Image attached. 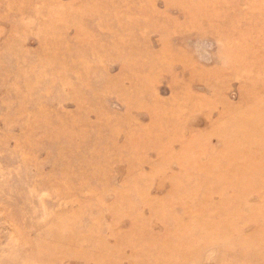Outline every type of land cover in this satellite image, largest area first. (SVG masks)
<instances>
[{"label": "rangeland", "instance_id": "rangeland-1", "mask_svg": "<svg viewBox=\"0 0 264 264\" xmlns=\"http://www.w3.org/2000/svg\"><path fill=\"white\" fill-rule=\"evenodd\" d=\"M261 169L264 0H0V264H263Z\"/></svg>", "mask_w": 264, "mask_h": 264}, {"label": "bare ground", "instance_id": "bare-ground-1", "mask_svg": "<svg viewBox=\"0 0 264 264\" xmlns=\"http://www.w3.org/2000/svg\"><path fill=\"white\" fill-rule=\"evenodd\" d=\"M135 25V24H134ZM133 25V26H134ZM132 26V27H133ZM249 74V73H248ZM243 72L241 73V76H243ZM249 76V75H248ZM245 128V126H243ZM228 157V158H226ZM226 159H229L230 156H226ZM235 157V156H234ZM258 163V162H257ZM258 172L260 174L264 173V169H261L259 171H257V173H254V176L258 175ZM241 176H239L238 180H243L247 177V175L252 176L253 174H248L247 172H241ZM249 176V177H250ZM258 177V176H257ZM226 184L222 186V188H225ZM186 192V191H185ZM173 197V196H172ZM182 198H179L180 200H182L183 198H188L185 197V195L181 194ZM208 201H205V203H207ZM156 205V204H154ZM163 205L166 204H161V208ZM158 206V205H157ZM157 208V207H156ZM173 208L170 209L169 214L172 212ZM190 210H192L191 208H184V218L188 219L189 224H183L181 219L176 218L175 220V229L176 232L175 233H168L165 236V240L168 241L169 239H185V242H189L190 244H194L195 242H198L197 244L200 245V248H202V246H204V244L207 245V243L210 245H215V246H221L218 250L219 252H221L222 254H226L227 251H233L234 252H239L238 256L240 257L241 255L243 257H247V248L251 247V249H258L259 248V244H255L253 246V244L251 245L250 240L248 239V237H246L242 232L243 230L238 229V227L236 225L233 226V223H231L230 220H232V216H229L231 214V212L228 211V208H224L223 204L221 206L218 207V211L217 212H226L227 215H224L225 217H223L224 220H226V222H223L222 224H218V225H214L213 224V219L211 216H202L200 218H197V216H192V213L190 212ZM169 211V210H168ZM214 215V214H213ZM235 217H237V215L235 214ZM172 220L174 221V217H171ZM166 220V219H165ZM199 221H204L206 223V227L201 228V227H193L191 228L192 224H196V222ZM230 222V223H229ZM212 225V227H211ZM144 226L142 227V224H139L138 222L136 223V230H137V236L141 237L142 239L144 238V230H143ZM193 229V230H192ZM201 229H203V231H201ZM257 230H259V228H257ZM198 232H200L199 234H196ZM176 234V235H175ZM255 237H257V235H255ZM180 243H182V240L180 241ZM236 247V249H235ZM165 251V250H164ZM201 249H199L200 252ZM161 252H163L162 248H160L157 251V256L160 257ZM188 252H193L191 250H188ZM167 253V252H166ZM138 255V253H137ZM136 255V256H137ZM231 255L234 254H230V259L228 258L226 261L229 264H235L234 263V259ZM185 256V253H180V255L178 256L179 258H183ZM262 258V257H259ZM136 259L138 260H143L144 258H138L136 257ZM165 260V255L163 252V259L162 261ZM221 260H225V257ZM178 264H194V256H190L189 258H185L182 260V262H179L178 260ZM256 264V263H255ZM264 264V263H263Z\"/></svg>", "mask_w": 264, "mask_h": 264}]
</instances>
